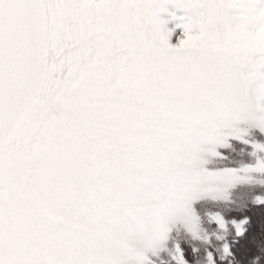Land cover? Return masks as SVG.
<instances>
[{"label":"snow or ice","instance_id":"6c2138e0","mask_svg":"<svg viewBox=\"0 0 264 264\" xmlns=\"http://www.w3.org/2000/svg\"><path fill=\"white\" fill-rule=\"evenodd\" d=\"M0 264H264V0H0Z\"/></svg>","mask_w":264,"mask_h":264}]
</instances>
